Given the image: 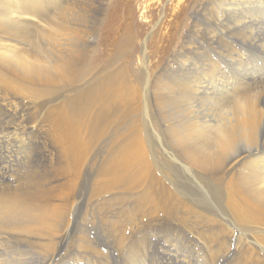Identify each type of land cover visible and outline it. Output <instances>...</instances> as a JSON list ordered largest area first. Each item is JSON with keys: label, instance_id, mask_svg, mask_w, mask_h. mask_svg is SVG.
<instances>
[{"label": "bare ground", "instance_id": "6f19581e", "mask_svg": "<svg viewBox=\"0 0 264 264\" xmlns=\"http://www.w3.org/2000/svg\"><path fill=\"white\" fill-rule=\"evenodd\" d=\"M69 1L0 0V264H264V41L244 50L264 32V0H174L171 21L187 35L162 66L146 63L144 42L138 73L115 65L133 36L127 23L103 30L106 46L122 35L114 57L80 87L95 38ZM39 101L44 120L25 119ZM42 122L62 158L54 172L71 174L57 192L26 160ZM104 137L90 199L119 196L108 234L88 232L69 205Z\"/></svg>", "mask_w": 264, "mask_h": 264}, {"label": "rangeland", "instance_id": "374dc122", "mask_svg": "<svg viewBox=\"0 0 264 264\" xmlns=\"http://www.w3.org/2000/svg\"><path fill=\"white\" fill-rule=\"evenodd\" d=\"M73 1L70 0L69 2H71L70 4L72 5L74 4L73 5L74 10L76 12L79 11L77 12L78 14L84 12L83 13L85 15V20H84L85 22L83 24L84 28L90 31L91 35H93L95 38L94 46L90 47L88 53H85L83 57L84 59L86 58V62L90 61L89 63H91L92 65V73L88 75V77L86 76L84 77V79L78 81L76 84H73L74 87L88 85L92 77H102L103 73L101 72L102 71L101 67L104 66L107 63V61L109 62L111 59H113L115 48L112 42L113 41L115 42V40L119 39L122 35L120 34V32L119 33L116 32L117 34H114L112 36L113 38L108 37L110 39L112 38V41L110 46H106L104 43V40L106 38H104V36L102 35L103 30H109L110 32H112L114 31L115 26H117V24L119 25L122 22H125V24L127 23L126 26L128 25V27H130L131 35H133L130 41L131 43L129 42L128 43L129 45L126 44V46L124 47L125 48L124 56L117 63H115V65L119 66L121 63L125 64L124 63L125 61L129 62L131 64L130 68L126 70H128L131 74L132 72L138 73L140 71L142 65L140 62L139 53L141 50V46L144 42H145V54L147 56L146 63L148 62V65L152 63L154 64V66L156 65L162 66L163 63H165V61H163L165 59V56H168L167 59H169V56L173 52L174 48L179 44V38H181L182 36L185 37L187 35L186 32L187 26H184L183 21L182 22H180V20H178L179 22L171 21L174 17L173 16V10L175 9L173 2L174 0H73ZM191 1L193 3V0ZM77 22L78 21H76L75 23L79 24V22L78 23ZM137 31L140 32L139 37H136ZM165 33L167 34L168 37L167 39H165L167 42H163L164 48L160 49L163 51V55H161L156 53L158 50L157 46L159 42V37H162L163 34ZM231 36L234 37L233 35ZM263 38H264V32L260 34V39H256L257 42L256 40H253L254 42L251 43V40H247L248 42L246 41V48L247 49L250 48L248 46V44H250L251 45L250 49L253 52H255L253 50V46H254L253 44L255 43V45L257 46L260 43L262 45V42L264 41ZM90 39L91 37L86 38L83 42H80L79 45L82 47H86L88 45L87 42ZM40 43L42 45H45L46 48H48L46 46V42H44L43 40H40ZM238 47L243 49L245 48L242 45H238ZM246 48L244 50L246 51L247 55H251L252 51L250 50L251 52L250 53L249 49L247 50ZM83 58L82 60H84ZM94 62L96 63V65H94ZM67 89L64 88L60 92ZM263 91L264 89H260V91L259 90L257 91L258 93L255 92V95L257 96L256 98L262 100L263 97H259V96L264 95ZM43 103H44L43 101H39L38 104L40 105L39 115L34 114L37 112L33 111L32 104L30 103L25 104L24 106L25 108L23 112L25 114V119L29 120L33 116L36 118L38 116V120L40 119L42 120L43 119L42 117H44V114L46 112V107L49 106L47 105L46 107H43ZM204 109H206L207 111L208 107L205 106ZM140 119H141V115H140ZM46 128H47V123L42 122V129L40 135H38L40 140L39 142L34 141L35 143L34 146L36 147L34 148L35 154H30L29 158H27L26 160L30 161L28 162V164L31 163L33 159H36L37 162L39 163L38 168L37 167L35 168L36 170L39 169L38 170L39 174L34 173L32 177L38 180L41 178L43 179L42 180L43 189H45V187L46 188L51 187L54 192H57L60 188H62L64 183L67 182L68 179H70L71 174L69 172L66 173L54 172L56 167L58 168L62 163V158L60 155L59 148L52 142ZM111 129L112 128L110 126L108 130L110 131ZM144 131L146 133L144 147L145 150L148 151L149 146L147 145L150 138H149V133L146 131L145 128ZM107 143L108 142L105 141V137L96 143H92L93 146L90 148L87 158L82 162V165L79 168L80 178L77 181L76 192H74L69 203L71 207L75 202H77V207L74 208L73 210V217L75 218V220L78 219L80 221H84L85 224H83L84 225L83 228L87 227V230H89L88 232H93L94 230H98V232H100L102 230L104 231V233L108 234L109 230H108V225L105 223V219L106 217H111L112 216L111 213L113 212L112 214H114V212L116 211L115 209L116 202L112 201L111 198L119 197L117 195H112V196L109 195V196H104L100 200L90 199L92 178L95 175L100 159L102 158L103 154L106 151ZM159 152L160 151H158V153ZM158 157L160 160L164 159L161 153L158 155ZM48 201L50 204L53 203V204L61 205L62 197L56 198L55 196H53ZM92 223H94L96 226L93 229L90 227ZM174 239L177 240V238ZM26 248H27L26 246L24 247L22 246L20 247V251L27 252ZM28 257L30 258L29 255Z\"/></svg>", "mask_w": 264, "mask_h": 264}]
</instances>
